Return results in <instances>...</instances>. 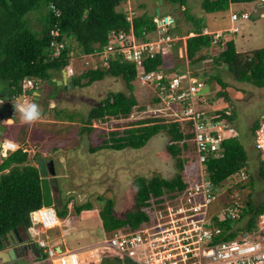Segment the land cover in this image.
<instances>
[{"label":"trees","instance_id":"16d2710c","mask_svg":"<svg viewBox=\"0 0 264 264\" xmlns=\"http://www.w3.org/2000/svg\"><path fill=\"white\" fill-rule=\"evenodd\" d=\"M164 1L182 8L187 6L189 0ZM126 2L127 0H0L1 100L13 102L22 99V84L26 80L38 82L39 89L45 82H50L56 87V83L52 82L56 73L66 69L73 57L101 54L108 47L113 33L133 36L137 42L153 41L156 33L158 34L154 17L144 13L128 20L127 11L118 9ZM256 2L258 0H201V8L206 14H220L228 12L233 4ZM35 13L38 14L41 26L39 31L33 30L30 26L32 21L30 15ZM188 18L194 28L186 34L193 36L185 40L184 59L177 55L178 47L182 46L181 38L184 37L179 26L169 27L167 34L180 39L173 44L172 51L179 60L188 62L189 70L192 67L199 68L203 62L211 58L212 66L227 70L234 81L258 89L264 88V48L240 53L236 50L233 40L223 42L221 39L223 35L214 43L216 34H204L206 25L202 20H195L191 16ZM53 30L57 31L56 37L51 36ZM52 41L63 45L57 56L51 47ZM216 47L221 50L214 53ZM166 58L158 55L154 60L145 61V72L162 71L167 79L174 73L180 74L179 66L174 65L170 68L165 66ZM193 74L196 78H208L204 72L199 75L195 70ZM106 77L120 78L125 85V91L109 93L105 100L90 110L85 119L81 118L82 134L93 131V121L105 122L114 119L124 122L138 107V101L133 94V82L138 79L136 67L123 61L118 55H111L106 66L99 65L97 69H87L77 76L74 75L72 79L76 87L82 88ZM211 78L220 87L219 98L228 101L226 90L229 85L223 82L219 74L212 75ZM33 92L29 98L33 99ZM51 98L50 93L48 99ZM158 102L159 99L154 98V103ZM217 114L221 118L233 121V117L225 111ZM66 118L73 121V117L68 114ZM260 123L261 119L255 121L250 128L253 138ZM161 132H165L169 137L168 150L176 159L178 173L171 180L160 177L136 178L135 210L122 219L115 216L112 201H105L97 210L105 235L120 229L135 230L148 223L150 220L148 212L153 210L156 203L162 202L167 194L179 193L188 186L184 161L194 163L192 154L188 152L192 144L191 124L155 117L128 122L124 129L107 133L103 145L90 148L91 153L101 149L138 150ZM221 147L224 151L223 157L209 158L206 164L209 179L214 185H222L239 171H247L248 167L249 157L238 137L224 140ZM258 156L260 158L259 154ZM258 176L264 184V161L259 162ZM245 186L253 188V180L250 177L246 184L239 185L240 189ZM70 202L69 198L60 199V205L54 206L58 219L64 220L69 216L73 222L78 220L82 212L96 210L89 202L80 205L74 203L69 207ZM42 207L44 206L38 168L37 165L29 163L27 152L19 148L6 158H0V250L1 239L5 240L10 231L21 234L27 232L32 226V214ZM261 215H264V200L256 205L250 201L241 214V218L247 217L243 228H234L237 222H219L218 226L225 232L230 231L224 236L225 240H230L239 233L255 231L257 219ZM110 264L120 262L114 259Z\"/></svg>","mask_w":264,"mask_h":264},{"label":"rangeland","instance_id":"374dc122","mask_svg":"<svg viewBox=\"0 0 264 264\" xmlns=\"http://www.w3.org/2000/svg\"><path fill=\"white\" fill-rule=\"evenodd\" d=\"M160 1H162V4H160ZM118 9L127 11L129 18L146 13L154 17L157 28L162 26V24L160 26L157 24L158 20H162L166 15L173 14L180 22V32L184 35L181 38L182 45L185 44L187 37L193 35H186L194 28L192 21L188 18L191 16L195 20H202L203 24L211 32H219L223 35L221 39L224 43L228 40H233L237 50L240 52L264 48V19L260 17V11L256 3L233 4L229 12L215 16L206 14L202 10L201 0H189L184 10L183 8L167 4L164 0H127ZM157 9H159L160 18H157ZM261 9L264 10V7ZM243 13L248 14L249 19H241L240 17ZM231 14H237L239 20L231 22ZM30 18L32 19L31 28L39 31L41 26L38 21V14H31ZM233 28H238L239 31L232 33L230 29ZM157 38L158 34L156 33V37L152 40L154 41ZM219 50L221 49L216 47L213 51L217 53ZM211 63L212 60L210 58L203 62L199 68L195 69V67H192L190 70L192 76H194L195 70L199 75L202 72L208 75L206 79L194 77L195 80L204 84L198 96V106L204 107L207 101L208 108L204 109L200 107L201 110L203 109L206 113L225 111L233 117V121H229V124L238 133L239 141L247 152L249 157L247 172L253 180V188L245 186L243 189H240L239 185H237L236 192L242 191L243 198L246 196L245 205L250 201H253L256 205L264 200V184L258 176L259 162L262 158H259L254 148V138L251 135L250 128L255 121H259L260 119L262 121L264 119V88L258 89L249 84L238 83L232 79L227 70L224 68H214ZM102 64L100 58L91 59L82 56L73 57L69 66L73 69L74 75L77 76L91 67ZM174 65L180 67L181 73L187 71L188 62L179 60L174 51H171L166 58L165 66L170 68ZM216 74H219L223 82L229 85L226 90L229 96L228 101L218 96L220 87L211 78L212 75ZM133 85V94L138 101V107L135 108L128 120L124 122L114 119H109L105 122L93 121V131L89 134H82L80 132L83 127L81 118L85 119L90 110L105 100L109 93L124 92L125 85L123 81L120 78L106 77L104 80L95 82L90 86L72 88L66 91L61 87H55L50 82H45V96L52 92L51 99L55 100V96L58 97L52 104L49 101L41 104L38 103L41 112L47 111L45 117L34 122H26L22 119L20 111L18 114L16 112L17 101L6 102L7 105L13 107L16 114V122L15 125L7 127V131L1 141H5V139L14 141L19 136L17 140L19 148L27 152L30 164L36 165L33 159H41V157H37L38 155H43L46 160H52L54 164L56 163L54 166L56 167L57 178L59 179V192H55V197L59 201L60 199L64 200L72 197L74 200L70 202L69 207L74 203L80 205L89 202L94 209L98 210L105 201L111 200L115 216L122 219L128 213L135 210L136 189L134 187V180L136 178L144 177L151 179L160 177L165 180H171L178 173L176 159L168 150L169 137L165 132L154 136L143 148L138 150L130 148L121 151L101 149L91 153L90 148H96L104 144L105 138L108 136L107 133L124 129L128 122L132 123L155 116L160 119L164 118L167 121L174 118L173 108L154 103L155 92L152 85L143 84L138 79L133 82ZM49 86L53 87L54 90L51 91ZM26 98L29 103L34 102L31 97L30 99L29 97ZM23 103L22 99L18 101V105L21 107L25 106ZM59 109L66 111L67 114H71L73 121L65 120L61 115V119H56L54 112ZM55 120H62L61 122L68 123L51 124ZM188 152L190 154L194 153V146L192 144H190ZM193 164L189 160L184 161V173L187 180L191 179L195 173ZM193 180L192 178L191 181ZM223 184L231 183L227 179ZM219 207L220 205L216 203L211 206L210 210L214 213ZM94 220L96 222H90L87 231L82 234V237H78L81 235L75 236L74 234H70V231L66 233V241L70 244L71 251L83 250L88 246L98 244L106 236L102 233L98 219L94 218ZM246 222L247 217H244L237 221L234 228H243ZM63 223L64 228H70L73 225L69 216L63 220ZM256 224L257 228L253 231L254 235L257 239L263 241L264 215L258 217ZM84 228H86L85 225ZM46 232H48L50 238L54 240L57 238V231L50 229L42 232V237L37 236V240L45 238L43 236ZM43 240L49 241L48 238ZM49 242L52 246H56V248L58 246L62 247L58 243V240ZM113 260L111 258L102 259L100 264H110L113 263Z\"/></svg>","mask_w":264,"mask_h":264},{"label":"built area","instance_id":"2783aa9c","mask_svg":"<svg viewBox=\"0 0 264 264\" xmlns=\"http://www.w3.org/2000/svg\"><path fill=\"white\" fill-rule=\"evenodd\" d=\"M256 4L258 9L263 8L264 0H258ZM230 18L232 22L239 19L236 14H231ZM240 18L247 20L249 15L243 13ZM167 29L165 25L159 27L158 38L150 42H137L133 36L113 33L108 47L101 54L86 57H102L106 66L111 55H118L123 61L134 64L138 80L154 87L155 98L159 99L157 104L173 108L172 121L191 124L195 173L188 179L189 184L183 191L167 194L162 202L153 206V210L148 212V223L135 230H117L106 235L100 243L86 249L85 253L95 252L86 262L94 264L95 260L99 259L100 262L111 258L120 264H264V239H257L252 231L239 233L235 238L225 240L224 236L230 231L225 232L218 226L219 222L234 223L242 219L245 201L242 191L236 192V186L246 184L249 178L247 171L242 170L229 178L231 184L214 185L207 174L206 164L209 158L223 157L222 142L238 137V133L229 124L231 121L221 118L217 112L206 113L199 109L198 96L204 85L194 79L189 68L184 73H174L168 79L163 72L147 73L144 70L145 61L154 60L158 55L167 57L173 44L180 40L168 35ZM230 31L236 33L238 29ZM57 35V31L51 32L52 37ZM221 36L216 34L214 43ZM51 47L57 56L63 45L52 41ZM185 51V44L178 47L177 55L180 59L186 57ZM65 70L69 76H74L70 66ZM38 85L33 80L23 82L24 105L30 104L26 97L39 89ZM19 109L21 110V106ZM18 148L10 142H3L0 158H6ZM254 148L262 158L261 161H264V120L255 133ZM216 203L220 207L212 213L211 206ZM31 221L29 235L36 240L46 261L51 264L78 263L69 259L78 256L76 253L79 251H61L46 240L37 241V236L42 232L60 225L51 208L37 210L32 214Z\"/></svg>","mask_w":264,"mask_h":264},{"label":"water","instance_id":"95a60500","mask_svg":"<svg viewBox=\"0 0 264 264\" xmlns=\"http://www.w3.org/2000/svg\"><path fill=\"white\" fill-rule=\"evenodd\" d=\"M160 4H162V1H160ZM156 12L157 18H159V9H157ZM157 24L159 26L163 24L166 28L170 25L173 28L174 20L171 17H163L162 20H158ZM62 73L63 80L61 82H57V85H63L67 89L75 88L76 86L73 83L72 77L67 74L65 69H62ZM13 114L14 112L12 107L8 105L0 106V147L3 135L7 131L6 126L3 125L4 121L12 117ZM35 163L40 177L43 206H59L60 201L54 195V191H57L58 189L57 173L54 162L52 160L45 161L44 159H36ZM6 237L8 242L1 239L2 250H0V264H26L28 263V251H38L37 243H30L31 237L28 230L22 234L20 233V235L17 231H10ZM18 248L23 250L24 254H19Z\"/></svg>","mask_w":264,"mask_h":264},{"label":"crops","instance_id":"0c3cea01","mask_svg":"<svg viewBox=\"0 0 264 264\" xmlns=\"http://www.w3.org/2000/svg\"><path fill=\"white\" fill-rule=\"evenodd\" d=\"M231 7V6H230ZM183 8V10H184V7H182ZM230 11V10H229ZM228 11V12H229ZM259 11H260V13H259V15H260V17L261 18H263L264 19V10H262L261 8H259ZM227 13V12H226ZM220 14H222V13H220ZM220 14H211V15H213V16H215V15H220ZM166 17H171L173 20H174V27H176V26H179V24H180V22L177 20V18L173 15V14H169V15H166ZM231 20V19H230ZM232 22V21H231ZM231 30V29H230ZM204 34H212V35H214V34H220L219 32H217V33H214V32H211L207 27L205 28V30H204V32H203ZM193 36V35H192ZM229 41V40H228ZM234 44H235V42H234ZM235 47H236V45H235ZM236 50H237V48H236ZM238 51V50H237ZM238 52H240V51H238ZM240 53H244V52H240ZM63 80V73H62V71L60 72V73H56L54 76H53V78H52V82H55L56 83V86L57 87H61L62 89H65V91L66 90H69V89H67L65 86H63V85H57V82H61ZM45 83L43 84V86H41L40 87V89H37V90H35L34 92H35V94H32V96H33V100H34V102L35 103H43V102H46V101H49V103H53V102H55L56 101V99H58V97L57 96H55V100H53V99H48V95L50 94V93H52V92H50V93H48L47 94V96H45V93H44V91H45ZM50 87V86H49ZM51 88V89H50ZM49 89L51 90V91H53L54 90V88L53 87H50ZM53 88V89H52ZM228 89V88H227ZM56 91H58V90H56ZM33 92V93H34ZM63 92V91H62ZM45 98V99H44ZM202 100L205 102V100L202 98ZM4 102H8V101H4ZM53 106V105H52ZM199 107V109H200V107H202V108H204V109H207L208 108V103H207V101H206V103L204 104V107L203 106H198ZM201 110V109H200ZM203 110V109H202ZM204 111V110H203ZM17 112V114H18V110L16 111ZM42 112H44V114H42ZM41 112V118H43V117H45V115L47 114L46 112V110H44V111H42ZM20 114H21V111H20ZM63 114V115H62ZM60 115H61V117H63V119H65V120H67V113H66V111H64V110H62V109H59V110H55V112H54V116H55V118L57 119H61L60 118ZM68 115H70V116H72L71 114H68ZM18 117V116H17ZM73 117V116H72ZM62 121V120H61ZM61 121H58V120H55V121H53V123H51V124H59V123H65V124H67L68 122H61ZM15 122H16V114H15V117H11V118H9L6 122H5V125H7V127H9V126H11V125H15ZM20 124H22V123H20ZM20 126H22V125H20ZM64 132H66V131H64ZM5 134V133H4ZM3 137H4V135H3ZM19 137V136H18ZM18 137H17V139H15L14 141H10V140H8V139H5V141H7V142H10V143H12V144H14V145H16L17 147H19V143L17 142V140H18ZM40 156V155H39ZM41 159H44L45 161H48V160H46V158H44L43 157V155H41ZM55 165H56V163H55ZM58 181H59V179H58ZM55 192L56 191H54V195H55ZM51 209H53L54 210V207H50ZM54 212H55V210H54ZM94 212H96V213H94ZM56 214V213H55ZM96 214V215H95ZM94 218H96V220L98 219V221H99V223H100V228H101V230H102V233L104 234V232H103V229H102V223H101V220H100V218H99V216H98V212H97V210H92V211H84V212H82V214L78 217V220L76 219L75 221H73L72 223H73V225L70 227V228H64V223H63V220H61V219H59V222H60V225L58 226V227H56V228H54V231L56 230L57 232H56V236H57V238L54 240V239H52V238H50V236H49V234H48V232H46L45 233V235L43 236V237H45V238H41L40 240H42V239H49V241H56V240H58L59 242V244L60 245H62V247H60V246H58L57 247V249L59 248L61 251H66V252H77V251H79V253H76V254H78V255H80V253L81 254H84L85 252V250L86 249H88V248H91V247H93V246H95V245H91V246H88V247H86L85 249H83V250H76V251H71V249H70V244H68L67 243V241H66V233L67 232H69L70 234H74L75 236H78V235H81V236H78V237H82L83 235L82 234H84L85 233V231H87V228H88V225H90V222H92V223H95L96 221L94 220ZM84 225L86 226V228H84L83 229V227H84ZM53 230V229H52ZM68 233V234H69ZM40 237H42L41 236V234H40ZM38 241V240H37ZM46 241H48V240H46ZM48 241V242H49ZM56 247V246H55ZM77 257V256H76ZM76 257H74L73 259L72 258H70L69 260L71 261H77L78 262V260L76 259ZM46 258H45V255L43 254V252H41V250H38V251H36V252H33L32 250L31 251H28V263H26V264H51L50 262H48V261H46L45 260ZM96 261V260H95ZM114 261V260H113ZM102 261H100V262H98V263H95L94 262V264H100ZM77 264H79V263H77Z\"/></svg>","mask_w":264,"mask_h":264},{"label":"clouds","instance_id":"9594fccd","mask_svg":"<svg viewBox=\"0 0 264 264\" xmlns=\"http://www.w3.org/2000/svg\"><path fill=\"white\" fill-rule=\"evenodd\" d=\"M20 111H21L22 119L26 122H34L41 118L40 107L35 102L22 106ZM3 142L6 141H1V144Z\"/></svg>","mask_w":264,"mask_h":264},{"label":"bare ground","instance_id":"6f19581e","mask_svg":"<svg viewBox=\"0 0 264 264\" xmlns=\"http://www.w3.org/2000/svg\"><path fill=\"white\" fill-rule=\"evenodd\" d=\"M237 15V14H236ZM131 18V17H130ZM160 18V17H159ZM231 19V18H230ZM239 20V19H238ZM163 25V24H162ZM170 27V25L168 26V28ZM174 28V27H173ZM238 29V28H237ZM238 31H239V29H238ZM237 33V32H236ZM100 59H101V61H102V65H103V67H104V60H103V58L102 57H100ZM107 62V61H106ZM145 63V62H144ZM99 66H96V67H91L92 69H97ZM158 72H162V71H158ZM150 73V72H149ZM202 83V82H201ZM204 85V84H203ZM75 88H77V87H75ZM33 94H35V92L33 93ZM23 99V98H22ZM19 100H21V99H19ZM19 100H16L17 101V110L18 111H20V109H19V105H18V101ZM0 101H2V104L0 105V106H3V105H7L6 104V102H4L3 100H1V98H0ZM9 106V105H8ZM13 108V107H12ZM13 112H14V109H13ZM45 207V206H44ZM50 207H52V206H50ZM50 207H45V208H50ZM43 208V207H42ZM40 210V209H39ZM53 210V209H52ZM54 211V210H53ZM55 213V212H54ZM55 216H56V214H55ZM56 218H57V216H56ZM58 219V218H57ZM59 220V219H58ZM56 228V227H55ZM54 229V228H53ZM34 241V243H37L36 242V240H33ZM37 246H38V244H37ZM59 249V248H58ZM38 250H40L39 248H38ZM60 250V249H59ZM94 254H95V252H87V253H84V254H81L80 253V255H78L77 257H76V259L78 260V263L79 264H88L86 261H89L93 256H94ZM99 262V259L98 260H96L95 261V263H98Z\"/></svg>","mask_w":264,"mask_h":264},{"label":"flooded vegetation","instance_id":"af4514ba","mask_svg":"<svg viewBox=\"0 0 264 264\" xmlns=\"http://www.w3.org/2000/svg\"><path fill=\"white\" fill-rule=\"evenodd\" d=\"M79 88H80V87H79ZM12 117H15V113L13 114ZM10 118H11V117H10ZM8 119H9V118H8ZM8 119H7V120H8ZM7 120L4 121V124H3V125H5V122H6ZM5 126H6V129H7V125H5ZM56 175H57V174H56ZM57 185H58V178H57ZM57 191L59 192V189H57ZM70 199H71V201L73 202L74 199H73L72 197H70ZM15 232H16V231H15ZM18 234L20 235V232H18ZM16 235H17V233H16ZM5 241L8 242L7 237H6ZM33 242H34L33 239H31V240H30V243H33ZM1 250H2V249H1ZM41 251H42V250H41ZM34 252H35V251H34ZM42 252H43V251H42ZM18 253H19V254H24V251H23V250H20V248H18Z\"/></svg>","mask_w":264,"mask_h":264}]
</instances>
